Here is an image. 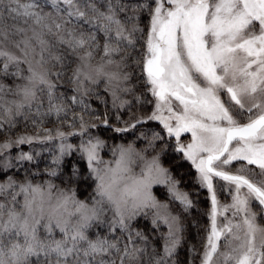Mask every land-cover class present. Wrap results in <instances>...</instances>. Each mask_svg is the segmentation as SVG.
<instances>
[{
  "label": "snow or ice",
  "instance_id": "snow-or-ice-1",
  "mask_svg": "<svg viewBox=\"0 0 264 264\" xmlns=\"http://www.w3.org/2000/svg\"><path fill=\"white\" fill-rule=\"evenodd\" d=\"M0 74L20 81L0 80V167L31 162L43 150L53 165L43 171L55 177L64 156L77 151L95 181L91 199L105 214L97 225L111 234L92 238L96 225L21 217L18 192L56 184L36 170L9 175L0 194L13 203L3 225L13 237V264H264V0H0ZM63 85L70 95L59 91ZM19 125L35 132L12 136ZM100 126L131 130L133 138L110 143L93 131ZM22 144L29 150L13 157L11 149ZM165 150L189 164L198 187H181L160 163ZM133 154L146 163L143 196L106 209L107 176L124 172ZM153 185L170 199H159ZM203 190L207 208L200 207ZM60 191L65 199L77 195L75 187ZM193 208L207 216L204 235ZM137 217L150 218L159 245L133 228ZM189 224L202 243L188 239Z\"/></svg>",
  "mask_w": 264,
  "mask_h": 264
},
{
  "label": "clouds",
  "instance_id": "clouds-1",
  "mask_svg": "<svg viewBox=\"0 0 264 264\" xmlns=\"http://www.w3.org/2000/svg\"><path fill=\"white\" fill-rule=\"evenodd\" d=\"M129 142L134 143L137 149L142 147V145L134 141ZM158 150L145 152V159H150L156 155ZM133 156L134 158L128 168L118 174L115 179L112 178L110 173L108 174L107 182L111 185L112 201L104 200L106 209H111L114 203L119 204L121 207L124 205L130 206L142 198L144 193L142 177L146 163L145 159L135 154ZM160 163L163 164L162 155L160 156ZM67 188H71V186L56 184L53 189H47L46 186H38L34 190L30 189L27 193L18 192L15 201V211L19 212L21 217L27 215L32 223L60 222L66 224L69 228L84 223L89 225L100 224L105 214L99 211L96 203L92 199L80 198L78 195L75 198L65 199L60 189ZM3 200H5V207L0 209V252L3 253L4 264H13V261L8 256V249L12 246L13 237L7 230L3 229L4 222L8 219L9 209L13 207V203L7 198Z\"/></svg>",
  "mask_w": 264,
  "mask_h": 264
},
{
  "label": "trees",
  "instance_id": "trees-1",
  "mask_svg": "<svg viewBox=\"0 0 264 264\" xmlns=\"http://www.w3.org/2000/svg\"><path fill=\"white\" fill-rule=\"evenodd\" d=\"M21 2H26V0H21ZM38 3L43 4L44 0H37ZM129 3L137 2V0H128ZM48 10V7H45V11ZM144 19L146 20L147 17L145 16ZM11 76H0V80H3L4 83H10L12 80L10 79ZM59 91H67L68 94H71V91L68 90L66 87L62 86L60 87ZM101 95L105 96V99L108 100V97L104 92H101ZM91 105L94 108L99 109L101 112L105 108V105L102 104L100 101L95 99V97L91 98L90 101ZM107 107H111L110 103L107 105ZM76 111H79V109H76ZM100 114V113H97ZM127 113L125 112V116ZM156 127L159 128L158 122H155ZM43 127H52L51 124L45 123ZM5 128H7V125H5ZM66 128V126H65ZM20 131H27V132H35V128H33L31 125H29L27 128H24L23 125H19L18 127L14 128L11 131V135L17 134V132ZM106 131H110L112 136L109 137L111 138L112 142H116L118 139L121 140H127V139H132L133 138V133L128 132L126 134H114L112 133L113 131L108 128H103L101 129V132L99 133L101 137L103 138H108L106 136ZM5 138L3 131H0V140ZM139 143V142H138ZM162 161L163 164L167 167H170L171 172L174 174V176L181 181V187L187 189V190H192L195 187H198L197 185L194 184L192 177H194L195 173L194 170L190 169L189 164L187 162H184L178 158V156L170 151V150H165V154L162 155ZM175 161V163H173ZM47 166H53L51 162V155L48 153H42L40 156H38L35 160L31 162H15L13 163V166L8 168L6 171L2 172L0 174V179H4L6 176H15L18 178H22L25 175V172H33V170L38 171L39 177L41 179H52V181L55 184H59L61 186H71L75 187V190L77 192V195L80 198H90L91 195L93 194V189H94V179L90 176L87 175V169L86 166L84 165L83 162H77L69 159H63L60 166H59V171L57 172V175L55 177H49L47 173L43 171V169ZM77 169V175L73 177V169ZM154 191L158 190L159 192L157 193L159 197H161L160 193V188L156 187ZM206 191L203 190L200 196V207L207 208L208 206V201L204 199V193ZM163 198V197H162ZM192 216L194 217H199V222L201 225V235H204V226L208 224L207 216L206 215H201L200 213L197 212L196 208H193L191 210ZM133 228L142 231L145 235H148L150 239H154L155 242L159 245L161 241L159 240L158 237L154 236L153 234L155 233V228L154 226L151 225V221L149 218L146 217H137L136 221L133 223ZM89 235L92 238H95L97 234L100 236H109L111 238V234L108 233L107 228L104 225H97L92 227L91 229L88 230ZM58 235V232H57ZM126 239V237H125ZM188 239L194 243H202V241H196L195 239V229L191 227L189 224V231H188ZM187 244H185L184 249L181 250L182 255H186V249ZM198 264V260H197Z\"/></svg>",
  "mask_w": 264,
  "mask_h": 264
},
{
  "label": "rangeland",
  "instance_id": "rangeland-1",
  "mask_svg": "<svg viewBox=\"0 0 264 264\" xmlns=\"http://www.w3.org/2000/svg\"><path fill=\"white\" fill-rule=\"evenodd\" d=\"M8 24H12L13 23V21L11 20V19H8L7 21H6ZM0 76H5V75H3V74H0ZM10 76V75H9ZM8 76V77H9ZM7 77V76H6ZM10 79L12 80V82L10 83V85L11 84H14V83H18V82H20L19 81V79L18 78H16V77H14V76H11L10 77ZM6 84H8V83H6ZM64 87H66L68 90H70L71 91V89H70V86L69 85H63ZM62 87V86H61ZM101 92H103V90H101ZM106 94V93H105ZM106 96L108 97V101H109V103H110V101H111V97L110 96H108L107 94H106ZM9 98H11V97H9ZM111 105V104H110ZM102 127L103 128H107L106 126H100V128L99 129H97V130H93V131H97L98 132V134L101 132V129H102ZM113 131V130H112ZM129 132H131V130L129 131ZM30 133H32V132H30ZM112 133H114V134H120V133H116L115 131H113ZM16 135V134H15ZM15 135H13V136H15ZM100 135V134H99ZM106 136L108 137V138H105L106 140H108L110 143L112 142V140H111V138L109 139V137H111L112 136V134H111V132L110 131H106ZM4 139V138H3ZM3 139H1L0 140V142H2L3 141ZM70 139V141L72 142V143H79V138L78 137H70L69 138ZM185 139H187V137H185ZM122 140L121 139H118L116 142H113V143H118V142H121ZM47 145H41V144H34V148H40V149H43V148H45ZM21 150H24V151H27V150H29V146L27 145V144H22V145H20L18 148L17 147H13L12 149H11V153H12V155H13V157H15V154L17 153V152H19V151H21ZM42 153H49L50 155H51V153L50 152H47V151H43V150H41L40 151V154H39V156L42 154ZM102 155H104L106 158L108 157V156H110V153H108V152H106V150H102V153H101ZM71 159L72 160V162H74V161H77V162H83L84 163V165L86 166V169H87V161L77 152V151H75V150H73L70 154H68V155H66V156H64V158L63 159ZM15 162H17V161H15V159H13V163H15ZM23 162H29V161H23ZM7 170V169H6ZM5 169H3L2 167H0V174L2 173V172H4V171H6ZM94 179V178H93ZM0 180H2V179H0ZM156 187H158V188H160V193H161V197H159L158 196V190H156V191H154L155 192V194L157 195V197L159 198V199H161V200H169L170 198L168 197V194H167V190L163 187V186H160V185H154L153 186V190H155V189H157ZM206 191V190H205ZM93 195V194H92ZM91 195V196H92ZM163 197V198H162ZM2 199H5V197H3L2 195H0V200H2ZM87 199H91V197L90 198H87ZM220 199L222 200V201H224V200H226V199H230V197H226L223 193H221L220 194ZM172 203V207H173V209L175 210V209H177L178 208V202H171ZM229 215H230V213H229ZM150 219V218H149ZM97 226V225H96Z\"/></svg>",
  "mask_w": 264,
  "mask_h": 264
}]
</instances>
